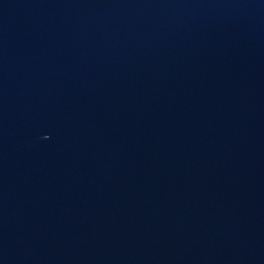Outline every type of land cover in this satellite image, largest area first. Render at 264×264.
<instances>
[{
    "label": "water",
    "instance_id": "1",
    "mask_svg": "<svg viewBox=\"0 0 264 264\" xmlns=\"http://www.w3.org/2000/svg\"><path fill=\"white\" fill-rule=\"evenodd\" d=\"M0 264H264V0H0Z\"/></svg>",
    "mask_w": 264,
    "mask_h": 264
}]
</instances>
